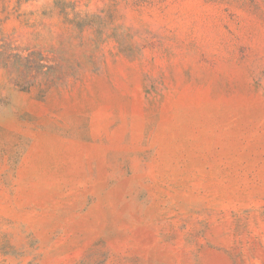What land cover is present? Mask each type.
Returning <instances> with one entry per match:
<instances>
[{
  "label": "rangeland",
  "instance_id": "rangeland-1",
  "mask_svg": "<svg viewBox=\"0 0 264 264\" xmlns=\"http://www.w3.org/2000/svg\"><path fill=\"white\" fill-rule=\"evenodd\" d=\"M0 264H264V0H0Z\"/></svg>",
  "mask_w": 264,
  "mask_h": 264
}]
</instances>
